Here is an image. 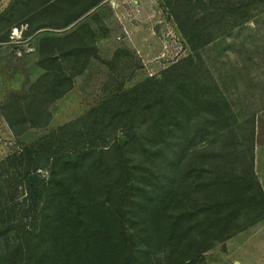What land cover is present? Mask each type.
<instances>
[{"label": "trees", "instance_id": "trees-1", "mask_svg": "<svg viewBox=\"0 0 264 264\" xmlns=\"http://www.w3.org/2000/svg\"><path fill=\"white\" fill-rule=\"evenodd\" d=\"M98 2L76 0L64 8L63 22L35 28L66 27ZM201 8L219 16L208 12V24H241L263 11L264 2L212 0ZM83 25L43 38V74L1 112L13 132L47 122L51 103L85 67L67 71L60 62L88 56L93 31ZM199 34L187 32L189 42ZM13 171L24 183L21 210L31 221L15 227L18 220L2 217L8 207L0 209V264H209L206 253L217 242L264 217L253 115L239 119L191 55L1 161L0 195Z\"/></svg>", "mask_w": 264, "mask_h": 264}, {"label": "rangeland", "instance_id": "rangeland-1", "mask_svg": "<svg viewBox=\"0 0 264 264\" xmlns=\"http://www.w3.org/2000/svg\"><path fill=\"white\" fill-rule=\"evenodd\" d=\"M47 1L48 4L44 0H0V162L11 161L26 145L114 94L149 76H159L162 68L179 63L188 55L208 68L239 119L264 108V10L241 24L219 21L211 25L210 14L219 16L213 8H201V2L211 5L212 0H114L112 4L110 0H100L66 27L61 24L36 29L39 24L63 22L64 8L73 6L76 0ZM242 1L231 3L239 6ZM185 2L193 8L182 6ZM175 7L181 10L176 11ZM240 11L239 7L236 12ZM202 16L207 17L200 19ZM82 22L87 31L96 30L94 40L99 39L101 31L105 33L99 43V56L76 73L71 88L51 103L47 122L13 132L1 112L15 95L27 96L43 74L38 63L43 38L57 39ZM193 31L200 34L189 42L187 32ZM88 33L90 39L86 41L92 43L93 33ZM204 39L210 40L198 45ZM81 58L66 57L60 62L67 71L75 72L81 66ZM17 173L8 172L10 186L0 195V209L8 207L2 213L4 220H18L15 227L22 223L28 227L31 213L21 210L26 200L24 183L20 184ZM40 175H46L45 169ZM206 261L264 264V217L217 242L207 251Z\"/></svg>", "mask_w": 264, "mask_h": 264}, {"label": "crops", "instance_id": "crops-1", "mask_svg": "<svg viewBox=\"0 0 264 264\" xmlns=\"http://www.w3.org/2000/svg\"><path fill=\"white\" fill-rule=\"evenodd\" d=\"M92 33H93V39L91 40L92 43H89L87 45L89 48L88 56L85 58L84 57L81 58L82 61L81 66H86L87 64H90L93 59H96V57L99 56L101 49L99 43L100 42L102 43V39L104 38L103 34L105 33L101 31L99 34V39L97 37V39L95 40H94V34L96 33V30H93ZM252 115L254 118V169L264 191V108L260 109L259 111H257L255 114Z\"/></svg>", "mask_w": 264, "mask_h": 264}, {"label": "built area", "instance_id": "built-area-1", "mask_svg": "<svg viewBox=\"0 0 264 264\" xmlns=\"http://www.w3.org/2000/svg\"><path fill=\"white\" fill-rule=\"evenodd\" d=\"M107 1V0H106ZM114 0H110L111 4L113 3Z\"/></svg>", "mask_w": 264, "mask_h": 264}, {"label": "bare ground", "instance_id": "bare-ground-1", "mask_svg": "<svg viewBox=\"0 0 264 264\" xmlns=\"http://www.w3.org/2000/svg\"><path fill=\"white\" fill-rule=\"evenodd\" d=\"M16 32H17V29H16Z\"/></svg>", "mask_w": 264, "mask_h": 264}]
</instances>
